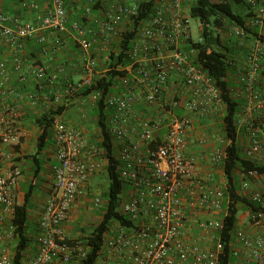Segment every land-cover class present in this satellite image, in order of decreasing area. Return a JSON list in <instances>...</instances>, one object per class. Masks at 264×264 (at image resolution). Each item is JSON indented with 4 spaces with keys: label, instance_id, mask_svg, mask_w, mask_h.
<instances>
[{
    "label": "built area",
    "instance_id": "obj_1",
    "mask_svg": "<svg viewBox=\"0 0 264 264\" xmlns=\"http://www.w3.org/2000/svg\"><path fill=\"white\" fill-rule=\"evenodd\" d=\"M99 0H88L89 4ZM152 1L148 16L137 25L132 47L127 51V71L119 76L122 91H95L91 93L97 103L103 97L109 108L107 127L117 147L120 177L128 186V199L122 200L121 212L131 224L118 223L108 231L100 255L95 264H218L223 243L218 238L209 249L199 243L188 242L185 234L188 216L185 197L197 207L208 211L222 210L226 188L211 184V177L201 178L196 160L188 153V132L193 123L192 115L206 116L217 102H221V90L209 69L198 59L196 43L203 41L205 23L197 19L199 35L193 38L190 19L191 6L195 0H106L101 1L99 15L92 18L95 31L101 35L103 45L108 47L120 25L137 15L141 4ZM243 15L244 22H229L230 35L246 38L258 28L255 44L247 54L248 68L240 75V81L255 100L260 99L256 89L261 62L264 55V0H221ZM31 6L39 5L31 0ZM88 5L86 13H90ZM208 25V24H207ZM65 0H53L52 8L38 15V22L20 23L10 15L0 12V36L18 52L26 40L36 37L46 41V34L68 29ZM78 35L83 56V76L69 83L68 94L91 85L92 72L97 59L90 55L91 27L83 20L70 24ZM24 58L18 53L13 68L23 70ZM52 72L45 64H36L31 73L39 80L54 83L59 71ZM0 86L6 87L11 79L8 64L0 57ZM119 85V84H118ZM116 84L112 85L118 86ZM111 88V89H112ZM34 102V96H31ZM62 97L56 95L59 103ZM157 104L152 114L137 113L135 104ZM11 116L17 114L15 107L8 109ZM146 111V109H144ZM56 160L53 165L55 182L52 193L39 219L40 232L35 236L37 248L29 257L24 255L22 264H79L88 250L83 238L70 241L64 224L75 201L85 193L90 177L102 168L99 150H87L83 133L55 119ZM264 129V112L258 126L249 130V142L245 149L248 157L264 161V141L260 131ZM14 127L8 126L3 141H8ZM226 151H216L212 160L224 163ZM251 179L260 176L258 169L246 171ZM21 175L15 167L8 174H0V205L3 211L14 215L15 202L11 186ZM124 185V187H125ZM250 182L242 183L248 188ZM251 199L264 208V191H254ZM95 204L103 205V197L95 196ZM2 219V218H1ZM204 227L220 229L222 219L204 220ZM251 225L256 233L249 234L237 229L231 239L232 264H264V213H251ZM14 231L13 223L10 225ZM0 264H14L13 253L0 235Z\"/></svg>",
    "mask_w": 264,
    "mask_h": 264
},
{
    "label": "crops",
    "instance_id": "obj_2",
    "mask_svg": "<svg viewBox=\"0 0 264 264\" xmlns=\"http://www.w3.org/2000/svg\"><path fill=\"white\" fill-rule=\"evenodd\" d=\"M34 1L38 3V9L31 6V0H0V12L10 15L20 23H37L38 15L49 11L52 8L53 0ZM88 5L91 6L88 0H65L68 29L63 32L38 31L46 34V41L38 42L36 37L28 38L25 47L20 52L0 36V57L7 62L11 75L6 87L0 86V174H8L15 167L21 169V175L16 183L11 186V194L15 204L23 203L25 193L31 189L27 226V235L30 241L24 253L26 257L34 254L37 248L34 239L35 233L41 230L39 219L47 199L52 193L55 182L53 165L57 163L55 127L53 126L52 132L44 141V146L39 148V136L42 132L39 119L51 109L66 105V108L56 119L80 130L85 137L87 150L101 149V147L98 149L95 147L101 141L96 115L97 103L91 94L75 96L66 92L69 83L79 81L84 73V60L77 41L78 35L71 29L70 24L73 20L79 19L91 27L89 37L92 40V45L89 53L97 59V65L92 72L93 79H99L107 74L111 51L115 49V44L120 41L122 32L131 29L130 24L132 22L129 20L123 22L112 42L108 47H105L101 35L95 31L96 27L92 23V18L99 15V6L87 14ZM258 32H260L259 29L254 28L253 33L248 37L239 38L242 40L229 35L227 43L224 44L228 47V56L231 62L228 73L231 93L240 102L237 114L239 124L237 143L240 146L241 157L264 166V161L248 157L245 152L250 139L249 130L252 126L259 125L264 112V55L260 57L261 69L255 86L260 93V99H253L240 81V75L248 68L247 54L254 46ZM18 53L24 58L23 70L20 72L13 68L14 59ZM36 64H45L52 72H57L60 68L63 69L59 71L58 80L49 83L46 79L39 80L32 75L31 68ZM116 81L115 83L114 80L113 84L119 85L114 86L111 90L120 92L122 91L120 80L116 79ZM56 95L62 97L59 103L54 101ZM31 96H34V102H32ZM135 106L137 113L148 115L154 112L153 109L157 107V104L146 105L138 102ZM10 107L17 109L15 116H11L9 113ZM225 113L226 105L221 101L211 106L210 112L202 118L195 114L192 115L193 123L188 132V153L195 158L197 172L201 178L211 177V184L226 188L227 174L224 165L212 160L213 154L220 149H225L229 143L224 130ZM9 125L14 127V133L8 141H3L2 138L7 133ZM260 137L264 141V129H261ZM100 154L99 156L94 154L92 158H98L101 161V170L90 177L85 185V193L75 201L64 224L68 239L75 238L72 230L76 220L75 212L77 209L83 210L85 204L88 203L86 197L89 186L105 183V192L108 189L107 158ZM233 175L238 192L248 201L251 200L254 191H264V172L259 177L250 179L243 167L238 165L234 168ZM245 180L250 182L248 188L242 186ZM97 194L100 192L98 191ZM101 196L105 206V193ZM184 202L188 216L185 239L188 242L199 243L203 248H212L219 238L218 229L204 227L201 223L204 220L222 219L227 212L225 201L223 209L215 211L201 209L187 200L186 197ZM92 203L94 207H99L95 204V200L91 201ZM237 206L239 211L236 230L242 229L249 234L256 233L257 230L251 225V206L244 201L238 202ZM11 224L12 215L4 212L0 205V235L12 252V248H15L17 243V237L14 231L11 232L10 230ZM29 224L33 228L30 232L28 231ZM260 231L264 233V227Z\"/></svg>",
    "mask_w": 264,
    "mask_h": 264
},
{
    "label": "trees",
    "instance_id": "obj_3",
    "mask_svg": "<svg viewBox=\"0 0 264 264\" xmlns=\"http://www.w3.org/2000/svg\"><path fill=\"white\" fill-rule=\"evenodd\" d=\"M97 3L91 4L94 10L100 6ZM152 1L141 4L137 15L132 19V28L123 31L120 41L115 44V49L111 51L107 74L99 79H94L91 85L86 86L74 93L75 96L91 94L95 91H103L107 93L111 90L113 81L127 73L121 69V66L127 64V51L132 47L133 39L136 35L137 25L148 16ZM191 16L202 20L205 23L203 29V41L198 42L195 46L198 48V59L209 69L210 75L216 80L220 87L221 99L226 105V113L224 115V130L229 139V143L225 146L224 170L227 174V187L225 204L227 212L222 218V227L218 229V235L223 243V249L219 256L218 264H232L233 248L231 239L236 231L238 223V206L237 203L244 201L251 206L252 212L262 210L264 208L255 203L252 199L247 200L238 192L236 181L234 180L233 171L238 165H241L244 171L250 169H258L260 173L264 172V166L255 164L254 162L243 159L241 157L240 146L237 143L238 138V111L240 102L231 93L228 73L230 69V58L228 56V47L221 39L219 31L216 28L224 24V19L229 22L243 23L244 17L237 13L229 3L221 0H195L191 6ZM208 24V25H207ZM109 76V77H108ZM109 78V80H107ZM66 105H61L55 109L44 113L39 119L42 132L39 136V148L44 146V141L52 132L54 121L60 115ZM109 108L104 102L103 97L97 101V124L100 128L101 141L99 146L102 153L107 158V174L109 178L108 189L105 192L106 203L100 221L93 226L89 232L82 237L88 245L86 256L80 260L79 264H95L102 246L105 242L106 235L110 230L111 224L115 221L120 224L129 225L131 221L121 212L120 204L122 202L121 193L124 191V181L120 177L119 159L117 156V147L107 127ZM31 189L25 193V200L21 204H15V212L12 217L14 225V234L17 237V243L14 248L13 263L22 264L25 250L29 245L30 238L27 235L28 212ZM70 241L71 239H67Z\"/></svg>",
    "mask_w": 264,
    "mask_h": 264
},
{
    "label": "rangeland",
    "instance_id": "obj_4",
    "mask_svg": "<svg viewBox=\"0 0 264 264\" xmlns=\"http://www.w3.org/2000/svg\"><path fill=\"white\" fill-rule=\"evenodd\" d=\"M103 2H106V0H104ZM99 12V11H98ZM229 21L227 19H224V24L219 26L218 28H216V31H219L220 35H221V39L223 40V42L227 43L228 37L230 35V30H229ZM198 21L197 18H191L190 19V25H191V30H192V35L193 38H197L199 35V30H198ZM131 28H132V23L130 24ZM239 39V38H238ZM242 40V39H239ZM96 149H98L100 146L99 144H97ZM101 156H103L104 154L101 153ZM105 183H100L98 185H90L89 186V191L87 193V199H88V203L85 204L83 210L77 209L75 214H76V220H75V224L72 228V230L74 231L73 236L76 237H84L89 230L95 226L101 219V216L103 214V209H104V205L103 206H99V207H94L93 203L91 204V201L93 202L95 199L96 195H102L105 193ZM100 192V194H97V192ZM106 196V195H105ZM121 199L122 200H127L128 199V186L125 185L124 187V191L121 193ZM92 205V206H91ZM118 223L117 222H113L110 226V231H113L116 229ZM32 225L29 224L28 227V231H32ZM35 232V230L33 231V233ZM39 233V231H37L35 234L37 235ZM12 253H14V247L12 248Z\"/></svg>",
    "mask_w": 264,
    "mask_h": 264
}]
</instances>
